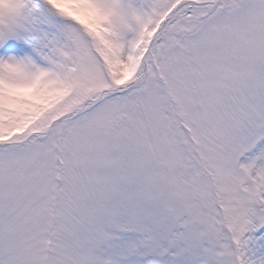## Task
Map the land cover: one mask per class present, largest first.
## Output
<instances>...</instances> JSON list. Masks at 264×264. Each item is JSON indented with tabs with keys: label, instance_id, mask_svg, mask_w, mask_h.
<instances>
[{
	"label": "snow or ice",
	"instance_id": "obj_1",
	"mask_svg": "<svg viewBox=\"0 0 264 264\" xmlns=\"http://www.w3.org/2000/svg\"><path fill=\"white\" fill-rule=\"evenodd\" d=\"M0 264H264V0H0Z\"/></svg>",
	"mask_w": 264,
	"mask_h": 264
}]
</instances>
